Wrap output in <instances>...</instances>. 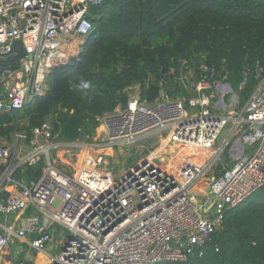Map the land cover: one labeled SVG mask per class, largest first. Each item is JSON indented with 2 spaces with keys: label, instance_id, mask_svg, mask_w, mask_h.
<instances>
[{
  "label": "built area",
  "instance_id": "2783aa9c",
  "mask_svg": "<svg viewBox=\"0 0 264 264\" xmlns=\"http://www.w3.org/2000/svg\"><path fill=\"white\" fill-rule=\"evenodd\" d=\"M110 1L0 0V61L16 53L17 42L27 50L13 76L8 68L0 72V112L21 110L44 91L54 62L66 57L73 39L94 32L90 7ZM261 71L256 66L255 76ZM226 79L204 62L197 70L183 60L173 81L190 96L172 97L164 89L153 101L131 95L125 107L99 117L89 141L52 140L44 122L29 141L17 132L1 144L0 217L15 216L17 228L1 225L0 264H36L5 260L3 249L13 237H28L29 247L43 252L54 226L61 228V243L42 264H163L200 257L225 213L264 187V78L241 106ZM226 125L231 129L217 145ZM159 131H167L160 146L206 151L209 161L189 169L186 178L147 156L115 179L107 169L109 147H130ZM224 152L228 167L219 159ZM67 157L77 163L73 172L61 166ZM39 163L38 179L15 177ZM211 163L222 169L208 173Z\"/></svg>",
  "mask_w": 264,
  "mask_h": 264
},
{
  "label": "trees",
  "instance_id": "16d2710c",
  "mask_svg": "<svg viewBox=\"0 0 264 264\" xmlns=\"http://www.w3.org/2000/svg\"><path fill=\"white\" fill-rule=\"evenodd\" d=\"M87 18L94 32L75 37V51L54 62L44 91L21 110L0 112V145L17 132L29 141L44 122L52 140L89 141L99 117L126 106L135 83L146 101L162 88L172 97L190 96L173 81L183 60L226 74L240 105L264 78V0H115L90 7ZM13 49L0 61V72L8 68L12 76L27 54L21 42ZM246 69L251 72L242 84ZM41 167L17 170L15 177L36 180ZM203 250L186 262L163 264H264V187L225 213Z\"/></svg>",
  "mask_w": 264,
  "mask_h": 264
},
{
  "label": "rangeland",
  "instance_id": "374dc122",
  "mask_svg": "<svg viewBox=\"0 0 264 264\" xmlns=\"http://www.w3.org/2000/svg\"><path fill=\"white\" fill-rule=\"evenodd\" d=\"M77 43H78L77 39L74 38L72 44L69 46V52L75 51ZM164 90L166 91V89H164ZM139 92H140V85L138 83H135L134 85H132L128 89L129 96L134 95V94L140 95ZM184 97H186V96H184ZM178 98H183V97H178ZM226 99L229 100L228 96ZM238 106H241L239 104V101H238ZM228 127H229V125H226L223 128V130L221 131V133L219 134V137L217 139V145L220 144L221 140L226 135ZM96 135L97 134H96V130H95V134L92 138H95ZM166 135H167V131H159L157 133H154L152 135H149V136L143 138L142 140L138 141L136 144H134L130 147H125V146H111V147H109L110 148L109 152H108L109 156L107 157V159L110 161V164L107 167V169L112 173V175L114 176L115 179H118L123 175V173H125L131 167H133L137 161H140L141 159H143L147 156H151L153 161H155V162H159L160 164H166L168 168H170L172 165H175V167H176L177 162H178V164H181L183 166H187V167L190 166L191 171H194V168L197 170L200 169L201 167H203V165L205 163H207L209 161L204 153H200V155L198 153L195 154L194 151H191V149H189L187 147H181V149H180V148L176 147L175 144L174 145L168 144L167 146H160L162 143L161 140L163 138H165ZM13 136H12L11 140L13 139ZM11 140L10 141H3L2 144L11 143ZM185 149L191 153L190 158L192 159V162L189 160L188 155H186L187 153H185ZM193 154H194V156H193ZM197 156H199V157H197ZM110 157H112V158H110ZM178 158H179V160H178ZM195 158H196V160H195ZM112 159H113V162H112ZM70 163H71V165H67V163L64 162L61 166L65 170L73 172L75 170V168L77 167L76 166L77 163L74 160V158H73V161H71ZM75 163H76V165H75ZM224 166H225V163H224ZM219 169L220 168L216 167V164H212V163L206 167L207 172L210 174L212 172H217ZM55 229L57 230L58 228L56 227ZM64 234H65V236H67L66 231L64 232ZM54 239L56 241L57 240L59 241L60 236L56 237L54 235ZM55 253H57V251ZM46 260H48V258H46Z\"/></svg>",
  "mask_w": 264,
  "mask_h": 264
},
{
  "label": "crops",
  "instance_id": "0c3cea01",
  "mask_svg": "<svg viewBox=\"0 0 264 264\" xmlns=\"http://www.w3.org/2000/svg\"><path fill=\"white\" fill-rule=\"evenodd\" d=\"M134 95H137V94H134ZM230 129H231V125L228 127L227 132H229ZM227 132H226V135H227ZM58 155L61 156V152H59ZM220 156H219V159L222 160L224 163H231V160L228 157L227 153L225 154L224 152ZM68 160H70L68 159V157L64 159L62 158V161L70 163L71 161H68ZM217 165L218 163H216V167ZM31 213H33V211L27 210L25 212V214H31ZM1 225H6L13 229H16L17 228L16 217L11 216L5 219L0 217V232H3V228L1 227ZM56 227L58 228L57 230L55 229ZM51 231L53 233V240L43 252H37L33 250L32 248H30L29 245L27 244V241L29 239L28 237H25L22 239L13 237L12 241L8 244V246L4 247L3 249V251L5 252V254L3 255V258L5 260L8 259L10 261L11 260L17 261L20 259H30L34 261L36 264L44 263V261H46V258H49L50 256H53L55 254V252L58 250L59 245L61 243V239H59V241L58 240L56 241L54 239V235L56 237L60 235L61 228L58 226H54V227H51Z\"/></svg>",
  "mask_w": 264,
  "mask_h": 264
},
{
  "label": "bare ground",
  "instance_id": "6f19581e",
  "mask_svg": "<svg viewBox=\"0 0 264 264\" xmlns=\"http://www.w3.org/2000/svg\"><path fill=\"white\" fill-rule=\"evenodd\" d=\"M190 149V148H189ZM185 153H187L186 155H188V157H189V160L192 162V159L190 158V155H191V153L188 151V150H186L185 149ZM195 154H199L200 155V153H204L205 155H206V151H197V152H194ZM193 156H194V154H193ZM178 160H179V158H178ZM177 160V161H178ZM196 160V159H195ZM171 171H173V172H175V173H179L178 175H183V173L185 174V177L187 178L189 175H191V171H189V169H191L190 168V166L189 167H187V166H183V165H181V164H178V162H177V165H176V167H175V165H172L170 168H169ZM185 178V179H186Z\"/></svg>",
  "mask_w": 264,
  "mask_h": 264
},
{
  "label": "water",
  "instance_id": "95a60500",
  "mask_svg": "<svg viewBox=\"0 0 264 264\" xmlns=\"http://www.w3.org/2000/svg\"><path fill=\"white\" fill-rule=\"evenodd\" d=\"M29 56H31V55H29Z\"/></svg>",
  "mask_w": 264,
  "mask_h": 264
}]
</instances>
